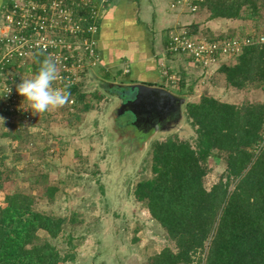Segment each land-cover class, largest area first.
Here are the masks:
<instances>
[{
  "label": "rangeland",
  "instance_id": "obj_1",
  "mask_svg": "<svg viewBox=\"0 0 264 264\" xmlns=\"http://www.w3.org/2000/svg\"><path fill=\"white\" fill-rule=\"evenodd\" d=\"M202 7L207 9L209 18H214L205 5ZM202 10L200 14H204ZM223 20L229 26L226 30L213 31L201 24L192 28L188 22L176 25L170 35L185 30L201 32L207 37L229 34L259 37L264 33V9L254 19L225 17ZM238 56L226 54L211 61L206 69L194 66L191 69L194 76L190 77L182 69L177 73L172 68L174 63H168L176 82H167L185 101L179 115L154 129L135 123L130 106L123 107L117 95L98 85L99 75L92 66L76 71L79 84L74 93V110L70 111L66 104L33 114L27 101L22 100L18 114L9 113L2 100L0 110L7 115L0 113L5 118V123H0V199L8 189L23 191L34 196L37 210L65 218L57 237L39 231L62 255H73L59 264H149V257L163 248L177 250L175 241L151 215L147 203L137 199L135 188L139 181L154 176L155 143L172 137L189 139L196 146L197 134L184 112L188 102H198L203 95L237 105L262 102L264 85L252 83L236 88L228 84L219 70L223 64L236 63ZM10 72L8 78L13 76V71ZM15 72L19 75L14 81L17 84L24 75L19 70ZM179 83L184 84V90ZM205 167L204 185L211 188L223 175L226 163L223 157L213 155L208 157ZM205 252L198 251L189 264H203Z\"/></svg>",
  "mask_w": 264,
  "mask_h": 264
},
{
  "label": "trees",
  "instance_id": "obj_2",
  "mask_svg": "<svg viewBox=\"0 0 264 264\" xmlns=\"http://www.w3.org/2000/svg\"><path fill=\"white\" fill-rule=\"evenodd\" d=\"M201 4L214 18L254 19L264 9V0H202ZM45 56L40 51L34 54L33 74ZM219 70L236 88L264 85V43L245 46L236 63L223 64ZM106 89L132 99L121 86L108 83ZM72 90L75 93L76 86ZM184 112L197 134L196 146L189 139L172 137L155 143L154 176L135 188L137 199L147 203L177 248H163L148 263L189 264L198 251H206L203 264H264V146L256 150L262 140L264 103L237 105L203 95L198 102H188ZM213 155L223 157L226 168L207 188L205 162ZM34 204L32 194L11 189L0 199V264H59L73 257L62 255L39 234L44 230L57 237L65 218L37 210Z\"/></svg>",
  "mask_w": 264,
  "mask_h": 264
},
{
  "label": "built area",
  "instance_id": "obj_3",
  "mask_svg": "<svg viewBox=\"0 0 264 264\" xmlns=\"http://www.w3.org/2000/svg\"><path fill=\"white\" fill-rule=\"evenodd\" d=\"M109 0H12L5 4L0 15V91L5 110L20 111L24 97L16 92V77L3 75L18 67L32 68L37 51L51 55L58 61L60 79L53 87L65 88L71 93L70 110H74L76 97L73 87L79 84L76 71L85 66L100 64L97 34L100 30V16ZM180 2L181 0H175ZM173 5H175L173 3ZM193 9L197 4L192 5ZM264 43V33L259 37H207L185 30L179 35L169 36L166 46L170 56L184 55L206 69L211 61H217L226 54L240 55L244 47L253 43ZM163 73L172 82L176 76L169 69L165 59L161 61ZM30 70V69H29ZM79 72V71H78ZM78 80V82H77ZM11 89L8 94L7 90ZM262 140L256 150L264 146Z\"/></svg>",
  "mask_w": 264,
  "mask_h": 264
},
{
  "label": "crops",
  "instance_id": "obj_4",
  "mask_svg": "<svg viewBox=\"0 0 264 264\" xmlns=\"http://www.w3.org/2000/svg\"><path fill=\"white\" fill-rule=\"evenodd\" d=\"M11 1L0 0V15L5 4ZM201 1L183 0L181 3L179 2L180 4L175 2V5H173V0H109L107 6L101 12V27L100 32L97 34L101 62L94 66V72L99 75L98 85L105 88L108 83L122 85L145 84L165 87L174 92L168 82L175 83L176 81L172 82L165 77L162 67L158 63V58L165 59L167 64L174 63L173 70L178 73L182 69V73H185L186 76L193 75L194 70L191 71V69L194 66L196 68L201 66L184 55L170 57L167 56L170 54L166 55L168 52L165 47L171 30L176 25L188 22V24H194L195 28L201 24L202 26H208L213 31H219V28H223L220 30H226L229 27L226 26L223 20L225 17L209 18L207 9L202 10ZM195 3H197L198 8L195 9L196 11H192V5ZM200 9L204 14H200ZM202 15H204V20H201ZM180 60L182 63L179 62ZM182 64H184L183 67H181ZM15 70L4 71L3 75L8 76L11 74L10 71H13L17 79L19 75ZM100 70L103 72L100 73ZM20 72H23L24 78L34 75L31 69ZM90 77L88 80H90ZM93 78L91 79L93 80ZM113 78L114 80H112ZM176 85L178 86V84ZM183 85L179 83V87H182L181 90H184ZM112 95L116 96L114 93ZM117 98L121 101L120 96L117 95ZM261 98L264 102V96ZM0 102L2 104L1 91ZM7 112L0 110V113L5 115H7ZM137 125L139 126V124Z\"/></svg>",
  "mask_w": 264,
  "mask_h": 264
},
{
  "label": "clouds",
  "instance_id": "obj_5",
  "mask_svg": "<svg viewBox=\"0 0 264 264\" xmlns=\"http://www.w3.org/2000/svg\"><path fill=\"white\" fill-rule=\"evenodd\" d=\"M58 61L51 55L45 56L39 61L37 72L29 77L22 78L16 85V92L24 97L33 114H42L65 106L70 99L71 93L65 88H54L53 84L60 79ZM11 93V89L7 90ZM0 123H5V118L0 116Z\"/></svg>",
  "mask_w": 264,
  "mask_h": 264
},
{
  "label": "water",
  "instance_id": "obj_6",
  "mask_svg": "<svg viewBox=\"0 0 264 264\" xmlns=\"http://www.w3.org/2000/svg\"><path fill=\"white\" fill-rule=\"evenodd\" d=\"M112 85H117L118 87L121 86L122 90H125L124 94L130 96L132 99L137 97L136 100H138L140 97L145 96L157 103L159 108V116L157 114L153 116V119L157 120L156 125L151 126L153 128H158L169 118L179 115L181 105L185 101V98L178 96L165 87L149 86L145 84L122 85L113 83ZM110 92L113 93L111 90ZM121 99L124 100V98ZM126 103L127 102L124 103L123 107L126 106ZM136 110L137 108L133 110L132 119L137 118Z\"/></svg>",
  "mask_w": 264,
  "mask_h": 264
},
{
  "label": "flooded vegetation",
  "instance_id": "obj_7",
  "mask_svg": "<svg viewBox=\"0 0 264 264\" xmlns=\"http://www.w3.org/2000/svg\"><path fill=\"white\" fill-rule=\"evenodd\" d=\"M135 99H121V104L122 106L124 105L125 102L126 106L125 108H128L127 105L132 108V111L137 108L136 114L137 118L135 119V123H138L139 125H146L148 128L149 126H155L157 120L153 119V116L157 114L159 116V108L157 103L154 100H151L145 96L140 97L138 100ZM142 127V126H141ZM154 129V128H153ZM127 139V137H126ZM142 141H145V139H142Z\"/></svg>",
  "mask_w": 264,
  "mask_h": 264
}]
</instances>
